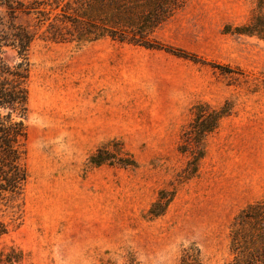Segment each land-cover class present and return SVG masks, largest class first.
Listing matches in <instances>:
<instances>
[{
	"label": "rangeland",
	"instance_id": "rangeland-1",
	"mask_svg": "<svg viewBox=\"0 0 264 264\" xmlns=\"http://www.w3.org/2000/svg\"><path fill=\"white\" fill-rule=\"evenodd\" d=\"M19 1L34 11L0 5V29L35 36L29 180L18 214L0 211V264H181L190 247L233 264L234 220L264 200V38L234 32L257 0H185L150 29L144 0ZM201 105L226 115L194 160L182 135Z\"/></svg>",
	"mask_w": 264,
	"mask_h": 264
},
{
	"label": "trees",
	"instance_id": "trees-1",
	"mask_svg": "<svg viewBox=\"0 0 264 264\" xmlns=\"http://www.w3.org/2000/svg\"><path fill=\"white\" fill-rule=\"evenodd\" d=\"M17 1V2H16ZM148 10L140 17L142 27L149 29L165 20L171 12L180 7L185 0H144ZM6 4L12 18L17 11L24 9L32 13L34 2L24 4L19 0H0V5ZM258 12L250 24L237 27L235 33L257 34L264 38V0H257ZM0 25H4L0 17ZM232 31V30H230ZM55 40V36L51 37ZM35 36L25 26L11 22L6 29H0V211L10 210L18 214L24 202L29 172L26 165V141L29 114V78L31 63L29 50ZM138 43V42H136ZM143 44V43H142ZM9 45L17 49L19 60L8 62L3 53V47ZM145 45V44H143ZM225 110L210 109L198 106L194 119L183 132L182 151H191L194 160L202 157L200 144L202 139L213 132ZM190 143V144H189ZM187 144L195 145L192 148ZM102 148L90 157L92 164H100ZM127 164V163H125ZM154 214L159 212L152 211ZM231 232V249L234 254L233 264H264V200L249 205L235 218ZM10 230V222L0 214V237ZM14 249L5 253V262L19 261L20 254L14 255ZM123 264H142L133 254H128ZM181 264H204L200 252L195 248H185Z\"/></svg>",
	"mask_w": 264,
	"mask_h": 264
}]
</instances>
